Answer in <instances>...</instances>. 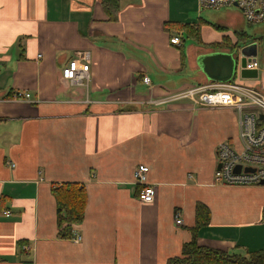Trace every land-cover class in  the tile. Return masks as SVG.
I'll return each instance as SVG.
<instances>
[{
  "label": "crops",
  "instance_id": "crops-1",
  "mask_svg": "<svg viewBox=\"0 0 264 264\" xmlns=\"http://www.w3.org/2000/svg\"><path fill=\"white\" fill-rule=\"evenodd\" d=\"M118 3L110 19L102 0H0V264H166L192 238L198 202L211 213L200 245L264 250V185L214 180L218 144L238 142L237 112L159 103L210 81L198 57L220 49L204 45L199 1ZM166 22L199 29L201 43ZM79 52L90 77L73 84L63 67ZM139 164L153 202L138 197ZM69 182L87 194L78 242L58 231L53 186Z\"/></svg>",
  "mask_w": 264,
  "mask_h": 264
},
{
  "label": "built area",
  "instance_id": "built-area-1",
  "mask_svg": "<svg viewBox=\"0 0 264 264\" xmlns=\"http://www.w3.org/2000/svg\"><path fill=\"white\" fill-rule=\"evenodd\" d=\"M199 6L204 9H222L235 7L248 23H260L264 21V0H198ZM175 44L181 43L179 36L171 38ZM239 58L243 57L241 51ZM90 55L88 52H79L67 66L63 67V77L73 84H83L89 79ZM243 69L259 70L261 64L256 56L245 57ZM215 81L195 84L184 90L168 94L159 103L187 98L194 106L199 108L227 107L234 109L239 118L238 142L222 141L216 148L217 167L214 180L216 184L227 186H258L264 185V89L254 88L234 80ZM243 77V76H242ZM258 77V76H257ZM244 78V77H243ZM146 84L151 83L149 76H144ZM12 99L18 101H32V93L27 90H16ZM14 166V163L11 164ZM220 165V167H218ZM240 166V170L237 167ZM150 168L139 164L135 169V183L139 187L138 197L143 202H153L155 199V187L147 180ZM6 216L10 210L4 211ZM177 224H182V213L176 212ZM264 220V213H263ZM72 240H82L80 232L74 231Z\"/></svg>",
  "mask_w": 264,
  "mask_h": 264
},
{
  "label": "trees",
  "instance_id": "trees-1",
  "mask_svg": "<svg viewBox=\"0 0 264 264\" xmlns=\"http://www.w3.org/2000/svg\"><path fill=\"white\" fill-rule=\"evenodd\" d=\"M102 4L110 19H116L119 10L118 0H102ZM165 26L168 30L171 26L181 28L188 37H193L201 43L199 29H194L188 24L181 26L175 22H166ZM217 27L223 28V26ZM260 39L262 38L260 37ZM254 42H257V37L249 35L245 30H240L236 31L234 38L227 36L221 42L217 41L204 45L212 49L213 47L219 49L230 45L231 49L228 51L236 50L234 55L237 57L244 46ZM53 191L57 202L59 235L63 238H71L76 227L82 223L86 215V191L84 187L72 182L55 185ZM210 217L211 213L208 206L198 202L195 208V225L191 228L192 238L183 244L181 253L168 258L166 264H264V250L250 251L249 256H244L223 249L200 245L198 243V231L203 226L208 225Z\"/></svg>",
  "mask_w": 264,
  "mask_h": 264
},
{
  "label": "rangeland",
  "instance_id": "rangeland-1",
  "mask_svg": "<svg viewBox=\"0 0 264 264\" xmlns=\"http://www.w3.org/2000/svg\"><path fill=\"white\" fill-rule=\"evenodd\" d=\"M204 18L208 20L209 23H202V38L206 43H211L215 40H223L224 37H235L236 31L245 30L249 35L257 37V54L256 56L259 60L261 67L259 70L258 77L253 78H243V57L237 59V76L234 80L238 83L245 84L254 88L264 89V21L260 23H248L243 20V16L239 15L238 11H228L226 9H204ZM224 20V21H222ZM222 25L223 28H218L217 26ZM260 37L262 39H260ZM185 38H189L187 35ZM188 42L191 40L187 39ZM198 42V41H197ZM214 49V47H213ZM220 50L228 51L231 46H225L224 48H219ZM236 54V50L231 51Z\"/></svg>",
  "mask_w": 264,
  "mask_h": 264
},
{
  "label": "water",
  "instance_id": "water-1",
  "mask_svg": "<svg viewBox=\"0 0 264 264\" xmlns=\"http://www.w3.org/2000/svg\"><path fill=\"white\" fill-rule=\"evenodd\" d=\"M257 43H251L241 49L243 55V66L245 65V57L257 54ZM198 63L210 80L227 81L231 80L236 73L237 58L232 52L224 50H215L198 57ZM244 78H253L258 76V70L244 69L242 71ZM220 167V165L218 166ZM240 166L237 170H240ZM264 184V181H262Z\"/></svg>",
  "mask_w": 264,
  "mask_h": 264
}]
</instances>
